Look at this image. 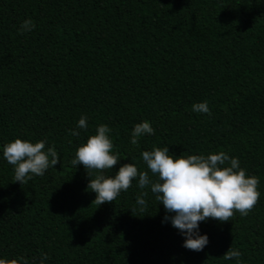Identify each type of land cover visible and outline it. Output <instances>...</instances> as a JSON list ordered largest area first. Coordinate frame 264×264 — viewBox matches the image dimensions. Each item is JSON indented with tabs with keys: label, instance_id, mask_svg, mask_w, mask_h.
Returning <instances> with one entry per match:
<instances>
[{
	"label": "trees",
	"instance_id": "obj_1",
	"mask_svg": "<svg viewBox=\"0 0 264 264\" xmlns=\"http://www.w3.org/2000/svg\"><path fill=\"white\" fill-rule=\"evenodd\" d=\"M28 19L35 27L21 33ZM205 101L211 114L193 111ZM144 121L154 134L133 145ZM102 124L119 161L89 177L71 161ZM17 138L54 146L60 162L15 182L3 149ZM154 147L174 158H238L259 179L257 204L246 216L199 222L209 243L196 252L137 180L113 202L92 203L90 179L114 177L123 164L155 182L142 158ZM230 247L239 264H264V0H0V258L237 264L223 258Z\"/></svg>",
	"mask_w": 264,
	"mask_h": 264
},
{
	"label": "clouds",
	"instance_id": "obj_2",
	"mask_svg": "<svg viewBox=\"0 0 264 264\" xmlns=\"http://www.w3.org/2000/svg\"><path fill=\"white\" fill-rule=\"evenodd\" d=\"M35 27L31 19L21 24L20 32L31 31ZM198 113H210L207 101L192 106ZM78 128H87V118L82 116L78 121ZM72 135L79 132L70 130ZM111 129L100 125L96 134L91 135L85 144L80 146L71 161L73 166L82 164L87 170L98 172L112 169L119 161L117 155L112 154L113 142L108 133ZM154 129L148 121L137 124L132 131L131 143L136 145L138 138L145 134H154ZM3 157L14 166V180L26 183L32 175L43 176L49 167L60 162L55 147L45 151V142L31 143L22 139H15L4 145ZM51 158V159H50ZM142 158L151 174L158 177L154 182L149 171H139L132 163L119 167L114 177L97 175L90 179L88 189L96 193L92 202L97 206L105 202H113L121 191H127L133 180L138 181V187H150L156 194V199L164 205L166 212L174 215L165 216L164 221H171L185 237L183 247L192 251H202L209 243L207 235L199 232V222L208 218L226 222L231 220L235 212L246 216L257 204L260 192L257 190L259 179L246 176V171L240 168L238 158H231L225 152L205 155L179 156L169 155V148L154 147L152 151H144ZM228 165V166H225ZM31 174V175H30ZM148 193L141 192L136 203L142 208L146 206L143 197ZM242 253L231 247L224 253L225 260L239 258ZM48 259L42 253L41 264ZM0 264H28L21 258L2 259Z\"/></svg>",
	"mask_w": 264,
	"mask_h": 264
}]
</instances>
